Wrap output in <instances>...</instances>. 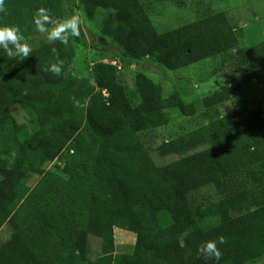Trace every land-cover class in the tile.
<instances>
[{
  "label": "trees",
  "instance_id": "trees-1",
  "mask_svg": "<svg viewBox=\"0 0 264 264\" xmlns=\"http://www.w3.org/2000/svg\"><path fill=\"white\" fill-rule=\"evenodd\" d=\"M195 20L159 33L158 6L185 10L187 0H82L90 21L118 45L123 59H154L170 71L224 56L240 46L226 11L194 0ZM70 0H6L0 25H19L32 52L10 60L0 50V264H251L264 259V205L247 203L264 193V98L168 139L155 149L178 157L158 165L142 136L242 100L245 83L264 70V41L246 51V71L225 88L192 102L146 74L135 78L132 101L115 62H97L91 77L74 71L78 41L34 42V13L45 8L66 19ZM63 61L59 76L47 71ZM246 72V73H245ZM264 93V88H263ZM75 98V99H73ZM76 101L79 106H76ZM33 116L38 137L13 116ZM59 172L46 170L51 161ZM60 164V165H58ZM38 177L37 184L27 182ZM5 187L17 196L6 200ZM219 199L203 202L208 192ZM226 203V205H225ZM99 221L95 228L94 221ZM136 235L129 254L118 253L115 230ZM92 233H95L93 235ZM99 254L92 255V237ZM223 243H219L220 240ZM216 241L219 262L198 248Z\"/></svg>",
  "mask_w": 264,
  "mask_h": 264
},
{
  "label": "rangeland",
  "instance_id": "rangeland-1",
  "mask_svg": "<svg viewBox=\"0 0 264 264\" xmlns=\"http://www.w3.org/2000/svg\"><path fill=\"white\" fill-rule=\"evenodd\" d=\"M208 6L214 11H226L237 25L240 34V46L237 50L232 51L224 56L207 59L201 63L195 64L184 70L170 71L156 62L154 59H144L141 61H132L123 59L122 51L113 40L107 38L101 31V18L90 21L85 15L82 8V0H70L69 5L65 8L66 19L70 16H77L80 20L79 37H73L78 41L74 71L79 76L91 77L94 65L97 62H111L114 58H119L115 62L118 67L119 77L125 85L127 93L132 101L136 100L135 78L138 74L143 73L159 82L164 87L165 97L178 91L186 102H192L197 99L211 95L226 86L232 78H238L247 72L245 66L246 51L255 44L264 41V0H205ZM194 0H187L185 10H176L172 7L158 6L157 12L153 14L152 19L154 26L159 33H165L169 30L176 29L182 25L191 23L195 20ZM35 43L47 41L46 34L36 32L33 36ZM245 72V73H246ZM244 96L242 100H235L222 106L216 111H201L191 118L176 117L171 125L156 130L155 132L142 136L146 147L151 151L155 162L162 166L167 165L178 159L176 156L166 158L160 157L155 153V149L168 139L175 138L183 133L200 128L227 112H232L249 103L264 98V70L259 76L245 83ZM13 116L27 128L25 137L31 144L38 137V131L33 124V116L20 109L12 110ZM57 162L51 161L46 165V170L59 172ZM60 165V164H58ZM38 182V177H33L27 182V188L32 189ZM3 184L0 179V185ZM26 193L21 196L12 191V188L5 187L6 200L11 204H16ZM203 202H215L219 198L212 192L205 195ZM226 205V203H225ZM264 205V193L251 199L247 203L248 210H254ZM99 225L95 220L93 226ZM12 234L9 226L0 230V243L9 240ZM95 235V233H92ZM116 247L118 253L129 254L133 251L136 244V235L120 229L115 230ZM91 242L92 255L95 257L99 254V240L93 236ZM251 264H264V259L255 261Z\"/></svg>",
  "mask_w": 264,
  "mask_h": 264
},
{
  "label": "clouds",
  "instance_id": "clouds-1",
  "mask_svg": "<svg viewBox=\"0 0 264 264\" xmlns=\"http://www.w3.org/2000/svg\"><path fill=\"white\" fill-rule=\"evenodd\" d=\"M6 0H0V14H6ZM33 23L36 31L46 34L49 41H59L61 44H68V34L72 37H79L80 20L73 15L67 19L53 18L45 8L38 9L33 15ZM0 50L6 54L10 60L22 61L32 52L31 46L26 42V38L19 25H0ZM63 61L57 60L52 63L47 71L59 76L62 73ZM75 99V98H73ZM76 106L79 102L76 101ZM219 243H223L221 239ZM198 252L207 259H214L219 262L222 254L217 247L216 241H206L198 248Z\"/></svg>",
  "mask_w": 264,
  "mask_h": 264
}]
</instances>
